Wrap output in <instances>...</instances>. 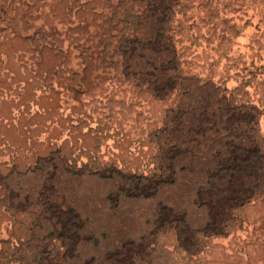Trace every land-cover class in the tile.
Wrapping results in <instances>:
<instances>
[{
  "label": "rangeland",
  "instance_id": "374dc122",
  "mask_svg": "<svg viewBox=\"0 0 264 264\" xmlns=\"http://www.w3.org/2000/svg\"><path fill=\"white\" fill-rule=\"evenodd\" d=\"M244 142L264 0H0V264H264V184L204 235Z\"/></svg>",
  "mask_w": 264,
  "mask_h": 264
},
{
  "label": "trees",
  "instance_id": "16d2710c",
  "mask_svg": "<svg viewBox=\"0 0 264 264\" xmlns=\"http://www.w3.org/2000/svg\"><path fill=\"white\" fill-rule=\"evenodd\" d=\"M248 146L244 142L224 160L222 181L208 194L207 237L224 235L235 212L251 202L264 184V150L255 142ZM178 236L182 247L195 239L188 226L178 229Z\"/></svg>",
  "mask_w": 264,
  "mask_h": 264
}]
</instances>
